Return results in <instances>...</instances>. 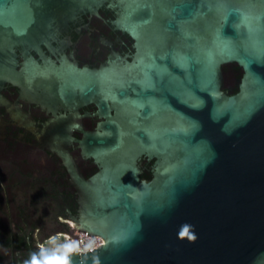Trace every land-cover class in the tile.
Masks as SVG:
<instances>
[{
    "label": "water",
    "instance_id": "water-1",
    "mask_svg": "<svg viewBox=\"0 0 264 264\" xmlns=\"http://www.w3.org/2000/svg\"><path fill=\"white\" fill-rule=\"evenodd\" d=\"M104 4L135 41L131 62L29 58L17 70V48L38 51ZM49 75L63 103H94L105 119L79 141L92 177L59 150L79 195L71 231L103 241L70 264H264V0H0V89ZM142 157L155 159L149 181Z\"/></svg>",
    "mask_w": 264,
    "mask_h": 264
},
{
    "label": "flooded vegetation",
    "instance_id": "flooded-vegetation-1",
    "mask_svg": "<svg viewBox=\"0 0 264 264\" xmlns=\"http://www.w3.org/2000/svg\"><path fill=\"white\" fill-rule=\"evenodd\" d=\"M118 13L107 4L95 14L77 13L38 51L17 48V70L29 58L40 66L49 60L56 67L70 63L90 70L116 57L122 64L131 62L135 41L116 25ZM230 66L231 89H238L237 74L242 72ZM55 87L49 75L20 84L6 82L0 89V264L25 262L33 253L39 256L35 248L44 240L37 242V233L70 226L68 213L78 215V190L59 155L62 147L84 179L99 171L98 164L83 155L79 141L97 131L105 119L94 103H63ZM65 135L71 142L61 141ZM154 162L141 158L140 178L144 172L152 178Z\"/></svg>",
    "mask_w": 264,
    "mask_h": 264
},
{
    "label": "built area",
    "instance_id": "built-area-1",
    "mask_svg": "<svg viewBox=\"0 0 264 264\" xmlns=\"http://www.w3.org/2000/svg\"><path fill=\"white\" fill-rule=\"evenodd\" d=\"M73 226L70 223V230L67 233H56L44 240L40 245V249L52 250L57 246H63L68 244L78 245L76 251H70L69 253H86L93 251L103 244L101 239L92 238L88 235L80 233L79 231H71Z\"/></svg>",
    "mask_w": 264,
    "mask_h": 264
},
{
    "label": "clouds",
    "instance_id": "clouds-1",
    "mask_svg": "<svg viewBox=\"0 0 264 264\" xmlns=\"http://www.w3.org/2000/svg\"><path fill=\"white\" fill-rule=\"evenodd\" d=\"M185 229L193 228L192 225L185 223L183 226ZM189 239L195 240L196 235L195 232L192 231L189 233ZM78 245L68 244L63 246H57L55 249L46 250L41 249V252L38 254L33 253L28 260H25L24 264H50V260L52 256L58 257V264H70L69 260V250L76 251Z\"/></svg>",
    "mask_w": 264,
    "mask_h": 264
},
{
    "label": "trees",
    "instance_id": "trees-1",
    "mask_svg": "<svg viewBox=\"0 0 264 264\" xmlns=\"http://www.w3.org/2000/svg\"><path fill=\"white\" fill-rule=\"evenodd\" d=\"M233 69H234V71L235 72H237L238 73V71H239V68L237 67V66H233ZM224 71H225V67H224V69H223ZM241 76H242V74L240 73V74H237V86H238V83H239V81H240V79H241ZM225 89V91H227V92H229V91H232V93L234 94V93H236L237 92V88H234V89H231V87H226V88H224ZM141 178H143V179H150V174H148V173H146V172H144L142 175H141ZM69 230H70V227L66 224V225H63V227H61V228H59V229H52V230H49V231H46V230H40L37 234H38V236H37V238H38V240H36L37 242H42L43 240H46V239H48L50 236H52V235H54V234H56V233H67V232H69ZM36 242V243H37ZM35 250L37 251V252H41V249L39 248V247H36L35 248Z\"/></svg>",
    "mask_w": 264,
    "mask_h": 264
},
{
    "label": "rangeland",
    "instance_id": "rangeland-1",
    "mask_svg": "<svg viewBox=\"0 0 264 264\" xmlns=\"http://www.w3.org/2000/svg\"><path fill=\"white\" fill-rule=\"evenodd\" d=\"M225 70H226V87H231V66H225ZM70 227V226H69Z\"/></svg>",
    "mask_w": 264,
    "mask_h": 264
}]
</instances>
